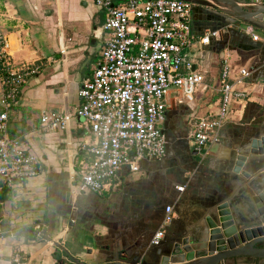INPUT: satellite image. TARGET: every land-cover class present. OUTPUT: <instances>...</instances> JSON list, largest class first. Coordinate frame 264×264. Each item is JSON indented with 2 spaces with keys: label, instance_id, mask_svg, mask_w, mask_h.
<instances>
[{
  "label": "crops",
  "instance_id": "crops-1",
  "mask_svg": "<svg viewBox=\"0 0 264 264\" xmlns=\"http://www.w3.org/2000/svg\"><path fill=\"white\" fill-rule=\"evenodd\" d=\"M126 1L113 3L119 6ZM0 13H6L0 15V31L8 39L7 53L15 63L42 67L21 87L18 102L9 110L10 134L38 155L41 172L22 185L0 181V264H14L17 250L28 257V264H71L65 249L85 263L106 259L156 262L159 249L195 233L196 227L204 225L208 211L226 199L240 227L251 222L264 225L252 195L244 188V177L233 171L239 152H248L251 139L263 130L261 26H238L217 14L211 3L195 0L192 28L196 45L185 50V60L193 65L192 70L205 73L208 88L200 90L192 102L172 88L162 123L166 155L141 159L138 172L122 169L117 186L96 193L80 191L75 182L79 161L87 157L82 145L92 139L81 118H73L68 130H49L41 118L46 112H74L81 106L79 91L101 61L108 38L107 33L102 38L94 35L103 27L106 11L95 0H0ZM248 28L260 35L258 41ZM210 31H217L218 36L212 37L211 44L201 45L199 39ZM233 32L240 38L236 46ZM99 41L103 43L97 49ZM225 53L231 57L232 82L241 68L252 72L237 87L247 96L233 102L219 141L198 151L193 120L219 111ZM3 91L0 76V100ZM251 162L248 167L255 170L259 162ZM180 186L185 187L183 191L178 190ZM79 193L83 207H78ZM168 205L174 207V221L162 247H155L152 238ZM60 259H66L65 263Z\"/></svg>",
  "mask_w": 264,
  "mask_h": 264
},
{
  "label": "built area",
  "instance_id": "built-area-1",
  "mask_svg": "<svg viewBox=\"0 0 264 264\" xmlns=\"http://www.w3.org/2000/svg\"><path fill=\"white\" fill-rule=\"evenodd\" d=\"M244 2L264 5V0ZM95 3L106 11V20L94 35L102 38L107 33L108 38L101 61L79 91L83 102L74 112H46L41 122L49 130H68L73 118H81L92 139L82 145L87 157L79 161L77 186L82 192L102 193L117 186L122 169L138 172L141 159L166 155L167 139L162 123L171 89H179L192 102L208 85L205 73L192 70L193 65L185 60V50L196 42L192 0H127L119 6L113 0H95ZM0 15L4 17L6 13ZM247 31L255 41L260 39L253 28ZM216 36L217 31H210L199 42L207 46ZM7 47L8 39L0 31V76L4 86L0 100V181L16 186L37 177L41 167L38 155L19 137L10 134L9 110L18 102L21 87L42 67L30 62L15 63ZM251 74L248 68H241L232 82L231 57L225 53L219 111L215 116L193 120L198 151L219 141L233 102L247 96L246 91L237 87ZM184 188L180 186L178 190ZM173 221L174 207L168 205L165 219L152 238L155 247L163 244ZM37 230L41 237V227ZM28 262L21 250L14 253V264Z\"/></svg>",
  "mask_w": 264,
  "mask_h": 264
},
{
  "label": "water",
  "instance_id": "water-1",
  "mask_svg": "<svg viewBox=\"0 0 264 264\" xmlns=\"http://www.w3.org/2000/svg\"><path fill=\"white\" fill-rule=\"evenodd\" d=\"M206 1L219 3L220 10L215 9V12L232 23L243 21L264 29V5L249 9L241 0ZM256 161L260 164L251 170L248 165ZM233 171L244 177V188L252 195L258 218L264 224V124L262 133L251 139L248 152L237 155ZM240 226L232 212L230 200L226 199L208 211L204 225L196 227L195 233L159 249L156 262L138 259L109 262L106 259L85 263L68 250L64 251L71 264H264V225L251 222ZM65 261L60 259V263Z\"/></svg>",
  "mask_w": 264,
  "mask_h": 264
},
{
  "label": "rangeland",
  "instance_id": "rangeland-1",
  "mask_svg": "<svg viewBox=\"0 0 264 264\" xmlns=\"http://www.w3.org/2000/svg\"><path fill=\"white\" fill-rule=\"evenodd\" d=\"M201 2L202 3V0H197V2ZM207 3H211L212 4V7L214 8V9H216V10H220V7H219V3L217 4V2H208V1H206ZM196 9L197 10H199V9H201V6L200 5H196ZM225 19V18H224ZM229 22H227V20H226V24H225V29H227L229 26V24H228ZM241 23H243V24H248L247 22H243V21H238V22H236V24L239 26V25H241ZM228 24V25H227ZM236 26V25H235ZM237 27H235V29H236ZM234 33V35L236 36V40L234 41L235 43H233V45H238L239 44V42H240V38H238L239 36H237L236 35V32H233ZM102 41H99L98 42V44L96 45L97 47V49L98 48H100L101 47V45H102ZM84 206V204H83V195L81 194V193H79V197H78V207H83Z\"/></svg>",
  "mask_w": 264,
  "mask_h": 264
}]
</instances>
